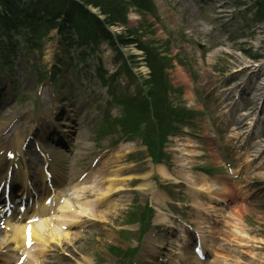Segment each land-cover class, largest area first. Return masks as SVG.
I'll use <instances>...</instances> for the list:
<instances>
[{"label": "rangeland", "instance_id": "obj_1", "mask_svg": "<svg viewBox=\"0 0 264 264\" xmlns=\"http://www.w3.org/2000/svg\"><path fill=\"white\" fill-rule=\"evenodd\" d=\"M152 1L156 20L130 10L127 31L137 32L131 35L137 45L155 48L167 55V60L172 59L168 74L175 92L171 101L176 107L196 113L191 126L182 127L168 140L169 161L162 167L150 164L138 138L115 146H112L115 136H105L97 142L99 120L107 102L105 89L100 87L94 73L99 61L110 73L120 69L118 84L129 87L130 91L133 88L128 86L132 77L120 66L107 42L101 41L98 52L89 57L82 56V47L73 48L61 57L60 41L66 36L61 38L57 30L52 32L42 57L24 51L21 41L12 43L13 57L6 45L0 46L9 54L10 61L6 75L0 70V130L9 137L12 132L19 133L20 143L25 141L29 148L35 139L37 123L45 119L43 109L47 107L46 112L55 114L56 118L58 107L56 124L67 134L62 137V144L39 141V152L31 148L32 157H23L22 172L40 177L45 162L49 172L55 168V181L71 173L70 178L52 187L58 189L59 196L68 194L60 199L62 209L72 201V196L82 195L83 185L78 184L85 177L95 184L94 177L114 171L116 178L122 180L120 185L127 189L111 196L113 203L122 200L124 204L109 215L107 223L99 220L85 223L81 231L76 226L68 229L79 236L69 244L56 246L51 242L53 246L41 252L43 264H202L186 247L180 249L177 258H171L168 263L162 261L167 253L179 251L174 245L179 243L174 239L176 231L184 229V225L195 229L201 216L198 211L205 208L208 216L202 225L203 239L213 247L209 260L203 264H264V168H254L264 163V154L260 155L264 146L260 140L264 139V120L254 124L256 133L245 135L244 129L240 132L233 125L237 119L244 118L246 127L254 115L252 108L257 109L256 113L261 109V102H255L249 90L255 84L252 75L261 72L260 82L264 83V22L254 17L256 8L249 6L252 0ZM199 6L203 8L199 10ZM122 29L115 26L111 31L120 34ZM119 52L134 78L146 77L144 54L135 45L120 47ZM68 54L72 55L68 57ZM255 58L258 59L254 61ZM245 66L248 72L241 71ZM243 105V110L247 109L244 113ZM110 112L113 118L118 116L116 108ZM72 121L76 125L77 136L71 138L75 147L70 144L69 127L65 125ZM57 136L61 137L55 132ZM26 162L33 165L26 167ZM227 164L232 167L231 173ZM198 170L204 171V176ZM205 170H210V174ZM187 172L193 177V184H206L205 194H194L192 184L184 179ZM210 196L215 198L212 202L207 200ZM81 198L84 203L96 196ZM41 200L37 199V207ZM222 200L226 205L221 210ZM146 203L155 212L163 211L170 221L164 217L158 222L154 219L152 227L139 239V224L131 223L138 221ZM75 210L80 211L77 206ZM45 215L49 220L62 217L56 213ZM49 228L54 233L59 227L51 223ZM10 233L0 222L2 250L12 249ZM46 235L50 236L49 232ZM18 242L16 256L23 253L22 239Z\"/></svg>", "mask_w": 264, "mask_h": 264}, {"label": "trees", "instance_id": "obj_2", "mask_svg": "<svg viewBox=\"0 0 264 264\" xmlns=\"http://www.w3.org/2000/svg\"><path fill=\"white\" fill-rule=\"evenodd\" d=\"M252 1V6L256 8L254 17L264 22V0ZM30 2L19 5L17 2L14 4L15 12H12V8H9L11 0H0V36L7 43L11 42V36L27 33L33 38L24 39L25 46L40 50L43 41L49 38V32L57 29L61 36L68 35L62 42L66 49L69 47L68 50L71 46L80 45L91 54L97 50L101 41H105L121 59L120 47L135 45L143 52L149 74L146 78H139L132 93L117 85L116 73L106 77L107 74L101 69L96 71L101 85L107 87L111 97L110 103L120 108V117L111 122L107 117L104 120V127L110 130L117 126L121 137L127 139L138 136L146 146L152 161L161 162L164 157L162 149L167 136L176 132L178 124L191 119V113L175 108L170 101L174 93L167 74L170 60L155 48L137 45V41L131 39L134 32L126 29V16L130 10L134 9L140 14L155 13L152 1L32 0ZM115 26L123 28L120 34L110 32L109 29ZM122 63L126 67V61L123 60ZM150 215L151 211L147 208L140 214L145 228L147 227L145 220H148L147 216Z\"/></svg>", "mask_w": 264, "mask_h": 264}, {"label": "bare ground", "instance_id": "obj_3", "mask_svg": "<svg viewBox=\"0 0 264 264\" xmlns=\"http://www.w3.org/2000/svg\"><path fill=\"white\" fill-rule=\"evenodd\" d=\"M30 1L32 0H11V3L9 4V8L11 9L12 12L14 11V4H16L18 2L19 4H26V3H31ZM29 10H31L29 8ZM16 14V13H15ZM20 14V13H19ZM113 28V27H112ZM127 29V26H126ZM27 31H29L27 29ZM1 33V30H0ZM20 37L22 39L25 40H29L32 39L33 37H29V35L27 33H25V35H23L22 33H20ZM63 40L61 39L60 43H62ZM110 48V47H109ZM137 48V47H136ZM72 54H68V57H70ZM122 55V54H121ZM145 68L147 70V75L149 74V69L146 67ZM249 68L248 67H243L241 69V71H245L248 72ZM253 79L255 80V84L254 86H252V88H250L249 92H251L254 95V100L255 102H258V104L261 102V109L259 110L258 113H256L257 109L252 108V114L254 113L253 116H251L253 119H250L249 123L246 125L243 123L244 118L241 119H237L233 125L237 126V129L241 131V129L243 130V135L250 133H256L253 132V129L257 128L255 127V123L257 122H261L264 120V83L260 82V79L262 77L261 72L258 73V75H252ZM261 87V88H260ZM229 91V90H228ZM229 93V92H228ZM230 95V94H229ZM5 99H7V97H5ZM47 104V103H46ZM246 106V105H245ZM247 107V106H246ZM249 108V106H248ZM1 109V108H0ZM58 113H59V108L56 107ZM247 110V109H246ZM43 111H45V119L44 120H40V122L37 123V131H36V135H35V143L37 144L39 141H45V142H50L52 141V143L54 144H60L62 139L66 137V134L63 135V131H61V129L59 128V126L56 124V119H57V115L58 113L56 112V118H55V114L53 115L51 112L47 113V107H45L43 109ZM54 116V117H53ZM65 116V114H64ZM195 117V115H194ZM9 123V122H8ZM48 123V124H47ZM66 126L68 125L69 129H68V134H69V138H70V144L72 145V147H75V145L73 144V140L74 138L71 140L72 137L77 136L76 134V125L72 123L69 124H65ZM252 125V126H251ZM13 128V127H12ZM12 128L8 131V133L11 132ZM5 130V129H4ZM72 130V131H71ZM256 130V129H255ZM260 130V129H259ZM55 132L60 133L61 136H63V138H59L57 140V142L55 141ZM11 137H9V135H6L3 133V130H0V188H1V195H0V201L2 202V197L4 199L7 200L8 204H4L3 208L6 210H10L11 211V206L12 203L14 202V198L15 197H21L22 200L25 199H31L33 198V192L31 193V183L33 184L34 188L36 189V191H38L37 193L43 192L45 197L41 200V208L40 209H36L34 207H37L36 205H39V203H36L34 207L29 208V210H22L20 208H17L15 206H12V212L16 213V217L17 215L19 216V220H23V222L25 224H22L23 222H20L17 218L13 217L11 213H8L9 215V221H6L3 225V228L8 226V231H10V236H11V243H13V251H17L19 246V242L20 239H22V244H24V232L25 233H29V239L26 237L27 242H29V244L31 245V251H30V258L26 257V260L23 262V264H32V260H33V264H40L37 262L36 258L40 256L41 252L50 246H53L51 244L54 243L56 246L62 244H69L70 241L75 240V238H77L79 236V233L77 234H73L71 233L69 230H66L64 232H61L62 228H67V229H73L76 227H79L80 231L81 229L85 228V223L88 225L89 223L91 224L93 222L97 223L99 220H101V222H105L107 223L109 215L113 214V211H116L117 208L121 207L124 202L121 201H116L115 203H113L110 199L111 196L116 194V193H121L126 191L127 189L124 188V185L120 183H122V180L119 178H116L117 173H113L111 172L109 175L107 174H100L97 176V179H95V177L93 178L95 181V184L89 182V180H86L87 178L85 177L84 180H82L83 182H80L78 185H83L81 186L83 188L82 190V195H74L72 197L71 202H67L65 206H63V209L61 208V201L60 200L62 198V196H67L65 194H63L62 196H59L57 193V188L56 189H47L46 185L48 183V186L50 185L51 187H56L57 185H60L61 182L68 178L71 177V173H68V175L62 176V178H60V181L58 182L57 180L55 181L54 179V172H55V168H52V171L50 172L51 176L47 177L46 175H39L40 177H33L34 175H29V173L27 172L26 174L21 173L20 171H15L12 170V172H10V167H11V159H15L16 156H20L22 155L21 153V149H20V145H19V140L21 138V136L19 135V133H15L12 132ZM262 137V136H260ZM259 137V138H260ZM261 142L264 143V139L260 138ZM49 149V147H48ZM29 153V151H28ZM262 154H264V146L263 149L260 153V155L262 156ZM188 155V154H185ZM258 156V160L261 156ZM256 157H254L255 159ZM254 159H249L251 162L255 161ZM256 159V160H257ZM162 167V166H159ZM256 168H264V163H260L259 165H257ZM161 170H163L162 168H160ZM163 175H166V173L164 172ZM11 176V178H9ZM80 176V175H79ZM107 176V177H105ZM13 178V179H12ZM185 181L187 180V182H189V184H192V187L190 186V188L193 190L194 194L196 195H201V194H205L206 191V184H202V182H199V184H193V177H191V174H189V172H187L184 176ZM58 183V184H54V183ZM15 183V184H14ZM60 183V184H59ZM88 184V185H87ZM16 185L20 186L19 188V192L16 194L15 193V189H16ZM94 195L96 196L95 199L92 200H87L86 202H81L82 198L81 197H86L87 195ZM37 195V194H36ZM38 196V195H37ZM42 198V197H40ZM212 199H215L214 196H210L208 197V202H211ZM19 200V199H18ZM156 201V200H155ZM222 202H225V200H222ZM26 203V201H25ZM74 203L76 204V206L80 209V211L77 213L75 208L76 206L71 204ZM57 205V212L60 216V218H55V219H50L45 217V212L46 209L54 207V205ZM196 204V203H195ZM193 205V207H195L196 209H198L197 205ZM47 208H46V207ZM61 209H60V208ZM80 207H85L87 210L81 209ZM210 207V206H209ZM201 214L202 217L200 216V221L198 222V226H197V233H200V231L203 229L202 225L204 224L203 221L205 219V216H208V209L205 208L202 211H198V214ZM1 215V213H0ZM74 215L78 218L75 219L76 217H74ZM70 216H73L74 218H70ZM55 224L56 226H58L59 228L56 229L53 233V231L50 230L49 226L50 224ZM54 227V226H52ZM29 228V229H27ZM5 230H7V228H5ZM46 232H49L50 236L47 237ZM175 236V240L178 238L179 243H174V245L177 248H181V242H184L185 238L187 237L185 231L179 230L177 231ZM178 234V235H177ZM62 238L63 241L62 242ZM51 239V240H50ZM181 240V241H180ZM1 243L3 241L0 240ZM177 241V240H176ZM177 241V242H178ZM245 245L247 243H244ZM212 245L208 244L207 242H203L200 246L201 249V253L204 254V256L206 257V255L209 252H212ZM46 251V250H45ZM171 252V251H170ZM181 251H176L174 253H167V257L166 259H163L162 262L168 263V261L172 258H177V256H180ZM156 254L153 255V257H155ZM4 257V258H3ZM15 254L11 253V255L9 256V260L8 257H5L2 255V259H0V261L2 260L4 262V264H11V263H17L18 258L15 259ZM174 257V258H173ZM86 263L89 262L88 259H86ZM207 260V258L204 259L203 262H205ZM209 260V259H208ZM45 262V261H44ZM43 262V263H44ZM176 262V261H174ZM42 263V264H43Z\"/></svg>", "mask_w": 264, "mask_h": 264}]
</instances>
